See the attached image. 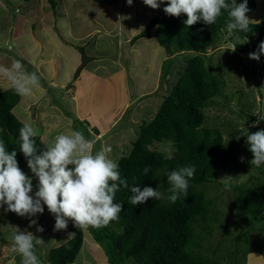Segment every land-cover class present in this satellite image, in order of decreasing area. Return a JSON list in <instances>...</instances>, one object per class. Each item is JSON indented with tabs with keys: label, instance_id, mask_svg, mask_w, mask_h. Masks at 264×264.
<instances>
[{
	"label": "rangeland",
	"instance_id": "rangeland-1",
	"mask_svg": "<svg viewBox=\"0 0 264 264\" xmlns=\"http://www.w3.org/2000/svg\"><path fill=\"white\" fill-rule=\"evenodd\" d=\"M52 1L54 6L49 0H0V65L10 67L19 60L27 72H36L41 79V86L31 96H20L12 113L23 124H32L45 146H50L56 135L74 130L72 119L76 118L82 122L87 138L95 141L94 151L111 146L109 156L116 161L128 155L139 126L153 117L193 53L167 58L154 38L132 42L153 16H159L162 3L152 9L143 0H133L130 6L126 0H115L111 5L98 0ZM247 17L258 21L252 24L259 23L264 17V1L256 3ZM255 39L256 35L246 43L245 52L237 47L233 52L226 48L241 46V41L224 32L216 48L206 55L220 88L203 108V126L221 134L224 150L217 155L215 181L197 187L212 199L216 221L208 225L209 234L201 235L204 227L197 231L200 249L220 258L221 264H231L229 253L234 250L236 264H264L263 255L249 253L244 257L249 246L232 242L245 229L264 254V233L234 204L239 187L255 186L259 180L264 183V165H251L253 157L246 153L249 146L245 135L253 129L264 130L263 69L259 60L249 59ZM83 58L88 61L75 75ZM165 58L168 62L161 66ZM166 70L172 75L162 81V71ZM11 87L0 77V89ZM150 149L164 157L174 152L169 141L156 142ZM24 165L19 168L35 181L37 177L28 166L22 168ZM32 184L36 185L30 193L34 196L33 188L37 191L38 183ZM5 207H0V264H20L21 257L9 252L13 226L43 239L44 244L36 247L40 260L78 230L71 220L66 230H54L55 217L46 206L42 214L31 218L6 212ZM29 219H35L37 225L29 227ZM38 226L43 232L36 231ZM72 231L74 234L68 236ZM88 259L80 250L72 264H91Z\"/></svg>",
	"mask_w": 264,
	"mask_h": 264
},
{
	"label": "trees",
	"instance_id": "trees-1",
	"mask_svg": "<svg viewBox=\"0 0 264 264\" xmlns=\"http://www.w3.org/2000/svg\"><path fill=\"white\" fill-rule=\"evenodd\" d=\"M98 1L110 5L116 2ZM49 2L55 5L52 0ZM241 2L243 0H236L237 4ZM162 5L159 16H153L132 42L141 38H154L167 58L183 52L193 55L162 98L153 117L139 126L128 155L118 158L116 162L121 179L127 180L129 185L134 183L133 186L141 190L144 187L156 188L164 193L165 198L149 199L143 205L133 206L130 203L132 193L121 185L114 200V203L122 204L119 220L111 222L107 227L86 229L104 250L109 264H221L220 258L210 257L200 249L197 230L204 227V231H200L204 234L201 235L209 234L211 230L208 225L214 223L216 218L213 215L215 208L212 199H208L205 192L197 187L215 181L219 168L217 155L224 150L221 134L203 126V108L219 93V80L208 66L206 55L210 49L216 48L222 33L229 34L226 28L228 11L222 10V15L215 24L208 26L200 21L186 27V15L172 17L163 11L167 0ZM255 6V0H247V7L250 9L247 16L254 11ZM255 35V44L250 53L258 51L259 44L264 41V17L259 23H250L247 33L240 32L230 37L241 41L242 45L236 47L242 53L245 52L246 43L252 41ZM167 62L165 58L161 66ZM259 62L264 78V54L260 55ZM171 75L168 70L162 71V81ZM19 101L20 95L12 87L0 89V139L4 140L7 151H16L18 167L25 164L24 168L27 166V159L20 150L19 138V130L24 124L12 113ZM72 124L74 130H80L88 137L80 120L73 118ZM256 131L257 129H253L250 133ZM35 140L37 154H40L46 150V146L42 143L41 136L35 137ZM168 141L174 148L171 157H164L150 149L156 142ZM246 153L252 156L248 149ZM191 165L195 166L196 171L189 180L187 197L181 196L175 203L169 202L167 196L171 193L168 192V173ZM145 167H150L147 174L143 171ZM32 182L38 183L37 179ZM263 187L264 183L260 180L255 186L239 187L234 204L242 215H250L256 229L264 233ZM33 192L36 189L33 188ZM83 229L78 228L65 243L49 249L46 258L41 260L42 264H72L83 244ZM232 242L233 245L242 242L249 246L243 252L244 257L249 253L264 256L256 247L258 243L251 241L245 229H241ZM235 251L229 253L231 264H236Z\"/></svg>",
	"mask_w": 264,
	"mask_h": 264
},
{
	"label": "clouds",
	"instance_id": "clouds-1",
	"mask_svg": "<svg viewBox=\"0 0 264 264\" xmlns=\"http://www.w3.org/2000/svg\"><path fill=\"white\" fill-rule=\"evenodd\" d=\"M132 2L126 0L129 6ZM164 2L143 0L152 9L159 8ZM222 10L228 11L226 28L229 35L247 33L250 23L258 22L247 17L246 13L250 11L247 0L239 4L236 0H167V6L163 9L172 17L186 15V27L200 21L208 26L215 24ZM235 47L232 45L226 49L234 52ZM261 54H264V41L259 44L258 51L249 53V59L259 60ZM0 77L7 80L20 96H31L33 90L41 86L40 76L36 72H27L19 60L13 61L10 67L0 65ZM38 135V130L30 123H25L19 130L20 150L27 159L28 168L38 179V190L34 196L30 195L31 178L18 167L16 151H7L4 140L0 139V207L6 206V212L31 218L42 214L43 206H46L55 217L56 231L66 230L69 220L77 228H103L119 220L122 204L114 203V200L121 185L132 193L130 203L133 206L143 205L149 199L165 198L164 193L156 188L144 187L141 190L133 186L134 183L129 185L127 180L121 179L118 163L109 156L111 146L94 151L95 141L86 138L80 130L56 135L50 146H46V150L40 154H37L35 140ZM245 136L248 150L253 156L250 164L259 168L264 165V130ZM143 171L147 174L150 167H145ZM195 171V166L191 165L168 173L169 202L175 203L181 196L187 197L189 180L194 177ZM33 225H37V221L29 219V227ZM36 231L43 232V228L38 226ZM73 234L69 233L68 236ZM43 244V239L32 232L13 226L9 252L21 257L20 264H42L36 254V247Z\"/></svg>",
	"mask_w": 264,
	"mask_h": 264
},
{
	"label": "crops",
	"instance_id": "crops-1",
	"mask_svg": "<svg viewBox=\"0 0 264 264\" xmlns=\"http://www.w3.org/2000/svg\"><path fill=\"white\" fill-rule=\"evenodd\" d=\"M259 1L260 0H255V3H259ZM82 231H84V233H83V244H82V247L80 250H82L84 252V255H87V258H89L88 260L91 262V264H109L104 250L100 247V245H98L94 241L90 232H88L86 230V228H84V230H82ZM57 245H60V244H57ZM57 245H55V246H57ZM253 254H256V253H253ZM74 262H76V261H74Z\"/></svg>",
	"mask_w": 264,
	"mask_h": 264
},
{
	"label": "water",
	"instance_id": "water-1",
	"mask_svg": "<svg viewBox=\"0 0 264 264\" xmlns=\"http://www.w3.org/2000/svg\"><path fill=\"white\" fill-rule=\"evenodd\" d=\"M88 61V59L87 58H83V60H82V62H81V64H80V66L77 68V70H76V73H75V75H78L79 74V71L82 69V67L85 65V63Z\"/></svg>",
	"mask_w": 264,
	"mask_h": 264
}]
</instances>
